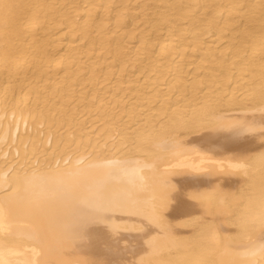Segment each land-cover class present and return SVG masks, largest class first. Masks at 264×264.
I'll use <instances>...</instances> for the list:
<instances>
[{"label":"bare ground","instance_id":"obj_1","mask_svg":"<svg viewBox=\"0 0 264 264\" xmlns=\"http://www.w3.org/2000/svg\"><path fill=\"white\" fill-rule=\"evenodd\" d=\"M262 142L264 0H0V264H264Z\"/></svg>","mask_w":264,"mask_h":264},{"label":"rangeland","instance_id":"obj_2","mask_svg":"<svg viewBox=\"0 0 264 264\" xmlns=\"http://www.w3.org/2000/svg\"><path fill=\"white\" fill-rule=\"evenodd\" d=\"M238 180L239 185L236 186L235 189L233 188V186L225 189L220 187L219 190L216 191V194H218L220 191L227 190V192L231 195L234 194V197L236 198V200L229 199L228 201L223 203V205L227 209L222 213V215L217 214V211L220 210L223 205L214 204L211 206H206L203 200L199 201L201 203L199 215L195 218L194 221H190L185 225V229L187 230V232H190L189 235H193L199 228H201L202 225L214 223L215 225L220 226L221 220L223 222L225 221L230 223L229 220L231 221L236 212L241 209V205L239 204L242 203V196L244 194H249L252 191L264 189V165L257 166L253 171L249 173V175L243 177L240 176L238 177ZM218 217H221V220L218 219Z\"/></svg>","mask_w":264,"mask_h":264}]
</instances>
